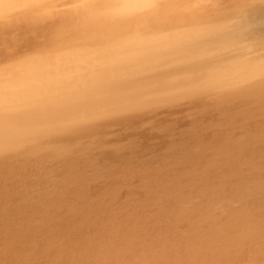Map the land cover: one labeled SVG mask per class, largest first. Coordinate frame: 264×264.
Wrapping results in <instances>:
<instances>
[{
	"label": "bare ground",
	"instance_id": "obj_1",
	"mask_svg": "<svg viewBox=\"0 0 264 264\" xmlns=\"http://www.w3.org/2000/svg\"><path fill=\"white\" fill-rule=\"evenodd\" d=\"M0 264H264V0H0Z\"/></svg>",
	"mask_w": 264,
	"mask_h": 264
}]
</instances>
